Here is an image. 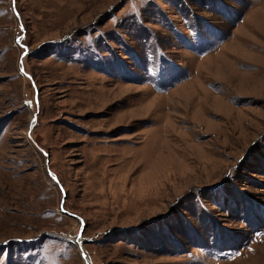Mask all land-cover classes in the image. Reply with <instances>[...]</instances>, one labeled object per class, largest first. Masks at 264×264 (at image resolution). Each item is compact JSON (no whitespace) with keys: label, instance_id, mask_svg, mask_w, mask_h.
Wrapping results in <instances>:
<instances>
[{"label":"rangeland","instance_id":"1","mask_svg":"<svg viewBox=\"0 0 264 264\" xmlns=\"http://www.w3.org/2000/svg\"><path fill=\"white\" fill-rule=\"evenodd\" d=\"M0 264H264V0H0Z\"/></svg>","mask_w":264,"mask_h":264}]
</instances>
